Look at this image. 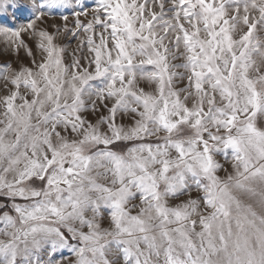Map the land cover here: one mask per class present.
<instances>
[{"label": "snow or ice", "instance_id": "1", "mask_svg": "<svg viewBox=\"0 0 264 264\" xmlns=\"http://www.w3.org/2000/svg\"><path fill=\"white\" fill-rule=\"evenodd\" d=\"M73 3L0 0V264H264V0Z\"/></svg>", "mask_w": 264, "mask_h": 264}, {"label": "rangeland", "instance_id": "2", "mask_svg": "<svg viewBox=\"0 0 264 264\" xmlns=\"http://www.w3.org/2000/svg\"><path fill=\"white\" fill-rule=\"evenodd\" d=\"M17 2L21 5H29V0H17ZM94 6V0H82L80 4H77L74 0L73 6L68 9H63L60 11L65 12L66 14L71 13L73 9H77L78 7H91ZM15 12V15L13 13ZM91 15V12L89 13ZM30 17V13L26 10L23 11H16L15 9L9 8V10L6 13H0V27H7L9 25L12 26H19L21 24H24ZM83 19V18H82ZM72 17L70 16L69 19V24H71ZM63 22L59 19V15H57L55 18H49L48 24H62ZM52 31V29H49ZM246 31V29H245ZM257 36L264 38V31H258ZM26 42L29 44V46L34 48V43L33 41L29 40L27 36L24 37ZM56 43L62 45L66 49V63L71 62V54L73 50L77 48V44L79 41L73 40L72 37H65L63 35L57 37ZM78 55L82 57H87V49L85 48L83 52H78ZM82 64H87L86 59H81ZM172 63H181L179 60L172 61ZM4 65H11L13 69L19 68L21 66H31V58L27 57L26 53L21 50L19 54L11 51L8 49V47L0 41V68H2ZM183 84H180L179 87H183ZM139 87L143 88L146 92H152L153 89L155 88V85L149 81L146 80H141L139 81ZM7 92L3 90L2 88V81H0V96L6 95ZM191 105V101L189 102V106ZM3 109L0 107V112H2ZM87 115V118L92 121L93 123L96 122L98 117L100 115H107V110L102 108L98 113H93V114H85ZM117 123L121 124L125 127H130L133 123L134 120L130 115H117ZM258 126L264 125V118H259L257 120ZM217 159L220 160V163L224 165L225 168H227L228 172H232V167L231 163L226 162L222 157H217ZM221 177L225 176V172L221 170L218 173ZM259 191V189H258ZM198 195H202L200 193L192 192L191 193V198H196ZM236 195L240 198V200L245 203L249 204L253 207V209L258 213V214H264V207H262L261 202H260V197L257 196H250L245 193H236ZM190 197L188 195H182L179 199H175L170 201V204L172 206H175L176 204H180L186 200H188ZM4 201L0 199V203H3ZM135 203L139 204V200L137 199ZM201 207H203V204L201 202ZM136 211L138 209L133 211V214H136ZM198 219V217H197ZM103 227H108V221L105 220L103 223ZM199 225H197L196 231H200ZM195 239V238H194ZM61 255H68L67 252L61 254ZM74 258V257H73ZM159 264H164V258L161 256Z\"/></svg>", "mask_w": 264, "mask_h": 264}]
</instances>
